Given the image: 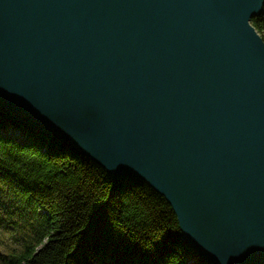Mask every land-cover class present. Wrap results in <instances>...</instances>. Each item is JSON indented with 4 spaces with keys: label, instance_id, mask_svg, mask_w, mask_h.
Returning a JSON list of instances; mask_svg holds the SVG:
<instances>
[{
    "label": "water",
    "instance_id": "1",
    "mask_svg": "<svg viewBox=\"0 0 264 264\" xmlns=\"http://www.w3.org/2000/svg\"><path fill=\"white\" fill-rule=\"evenodd\" d=\"M264 0H0V109L166 198L207 264H264Z\"/></svg>",
    "mask_w": 264,
    "mask_h": 264
},
{
    "label": "trees",
    "instance_id": "2",
    "mask_svg": "<svg viewBox=\"0 0 264 264\" xmlns=\"http://www.w3.org/2000/svg\"><path fill=\"white\" fill-rule=\"evenodd\" d=\"M251 23L264 40V8ZM0 203L22 243L0 264H186L166 198L142 179L107 172L72 143L26 130L0 109ZM4 194V195H3Z\"/></svg>",
    "mask_w": 264,
    "mask_h": 264
},
{
    "label": "rangeland",
    "instance_id": "3",
    "mask_svg": "<svg viewBox=\"0 0 264 264\" xmlns=\"http://www.w3.org/2000/svg\"><path fill=\"white\" fill-rule=\"evenodd\" d=\"M0 134L7 137L11 136L23 139L21 135L14 131H0ZM1 200L4 204L1 205L0 203V250L3 253H9L21 245L23 233L21 231H17L15 229V225L12 223L8 209L6 208L8 205L7 198L3 197ZM186 264H201V262L198 258H194L190 259L189 263Z\"/></svg>",
    "mask_w": 264,
    "mask_h": 264
}]
</instances>
